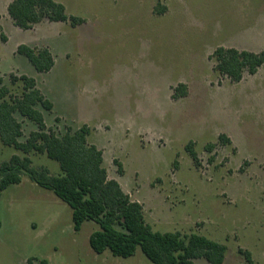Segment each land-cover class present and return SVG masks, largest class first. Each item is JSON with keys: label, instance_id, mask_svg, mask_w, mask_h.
I'll use <instances>...</instances> for the list:
<instances>
[{"label": "rangeland", "instance_id": "rangeland-1", "mask_svg": "<svg viewBox=\"0 0 264 264\" xmlns=\"http://www.w3.org/2000/svg\"><path fill=\"white\" fill-rule=\"evenodd\" d=\"M53 1L83 22L39 24L32 34L17 29L18 36L4 31L9 42L4 47L0 41V88H7V99L23 92L12 76L25 75L53 104L49 112L38 107L48 130L61 136L87 125L89 142L101 146L108 179L141 204L152 231L198 234L223 244V264H264V66L231 83L209 59L217 47L240 44L254 29L264 32V0ZM157 4L169 12L157 15ZM19 38L22 44H53L52 69L37 73L24 56H8ZM178 84L188 94L174 100ZM15 118L23 143L36 126ZM220 134L233 144L218 143ZM190 142L197 165L186 150ZM207 144H214L210 152ZM13 155L60 173L46 155L0 142V163ZM23 178L0 196V264H27L28 258L151 264L139 249L128 258L94 253L89 236L97 225L84 222L75 232L70 207Z\"/></svg>", "mask_w": 264, "mask_h": 264}, {"label": "trees", "instance_id": "trees-1", "mask_svg": "<svg viewBox=\"0 0 264 264\" xmlns=\"http://www.w3.org/2000/svg\"><path fill=\"white\" fill-rule=\"evenodd\" d=\"M158 7V8H157ZM165 7L157 4L154 13L160 15ZM7 15L14 26L30 30L42 22H70L75 26L82 19L67 16L65 7L53 0H13L7 6ZM1 41L5 37L0 34ZM16 53L24 56L37 73H46L54 66V59L46 48L34 49L21 44ZM213 71L231 83H238L245 73L254 75L264 65V50L259 53L217 47L210 55ZM12 80L23 83V92L17 98L7 99V88H0V142L25 154H44L58 163L60 173L51 175L45 167H33L28 158L16 155L0 163V196L11 185L20 183L23 176L33 184L51 192L71 209L73 230L79 231L84 222H93L97 230L89 236V246L96 254L108 250L114 257L128 258L139 249L151 264H194L204 259L208 264H223L226 247L198 234L154 232L144 220L141 204L132 201L118 182L108 179L103 166L102 152L88 142L91 133L87 125L65 131L57 136L47 129L41 109L49 112L52 104L36 87L35 80L25 75ZM187 95V87L178 84L173 89L174 100ZM15 114L35 124L25 142H19L22 125ZM218 143L231 144L220 134ZM214 144H207L210 152ZM190 159L197 165V154L190 142L186 146ZM119 172L120 164L115 160ZM1 228V220H0ZM249 262L250 255L244 253ZM27 264H48L46 259L28 258Z\"/></svg>", "mask_w": 264, "mask_h": 264}, {"label": "crops", "instance_id": "crops-1", "mask_svg": "<svg viewBox=\"0 0 264 264\" xmlns=\"http://www.w3.org/2000/svg\"><path fill=\"white\" fill-rule=\"evenodd\" d=\"M13 0H0V30H1V33L5 36V42H3V41H1L2 42V45L5 47V45H7L8 44V42H9V37L4 33V31L5 30H11L10 32L12 33V34H14V35H17L18 34V30L19 31H21V29H19V28H17L16 26H14V24H13V21L8 17V15H7V6L9 5V3L10 2H12ZM162 6V5H161ZM165 7V12L163 13V14H160V15H166L168 12H169V10H168V7L165 5L164 6ZM158 15V14H157ZM5 17H8L7 19H9V24L7 25V27H5V28H3V27H1V25H2V21H3V19H5ZM51 22H48V21H42V22H40V23H38V24H36V25H34V27L32 28V29H30V30H26L25 32H27V33H29V34H32L30 31H33V30H35V28H36V26L37 25H39V24H42V25H45V24H50ZM2 28V29H1ZM18 29V30H17ZM3 30V31H2ZM24 31V30H23ZM249 33V31H246L245 33H244V35H243V38H245L246 36H247V34ZM18 36V35H17ZM22 40L19 38V39H17L16 41H15V43L13 44V46H10L9 47V51H8V56H9V54L10 55H14V54H16V49H17V47L19 46V45H21L23 42H21ZM33 43H36L37 45H39V46H41L42 48H46V49H48L49 51H50V53L52 54V56H53V54L55 53V51H54V45L53 44H49V45H45V46H42V43L41 42H33V41H30V42H28V43H26V44H24V45H28V46H30V47H32V46H34L33 45ZM53 46V47H52ZM227 48H233V49H236V50H238V51H247V52H252V53H259V52H261V51H263L264 50V32H262L261 30H257V29H254V30H252V35L250 36V37H248V38H246V39H243L242 40V42L240 43V44H232V45H229V46H227ZM1 58H3L2 56H1ZM1 61V60H0ZM30 64V63H29ZM264 66V65H263ZM263 66H261V67H263ZM260 67V68H261ZM259 68V69H260ZM259 69H258V71H259ZM258 71L254 74V75H256L257 73H258ZM254 75H249V77L250 76H254ZM243 79H244V76H243ZM242 79V80H243ZM241 80V81H242ZM36 83V82H35ZM36 87H37V83H36ZM38 88V87H37ZM187 94H188V92H187ZM187 96V95H186ZM185 96V97H186ZM50 102V101H49ZM51 103V102H50ZM52 104V103H51ZM52 107H53V104H52ZM228 137V136H227ZM229 138V137H228ZM230 139V138H229ZM230 141H231V139H230ZM88 142H89V140H88ZM90 144H92V145H94L98 150H100V148H101V146L100 145H98V144H96L95 142H89ZM231 143H232V141H231ZM233 144V143H232ZM101 152H102V150H100ZM102 158H103V162H104V156H103V152H102ZM23 180H24V178L23 179H21V181H20V183H18V184H15V185H11V186H16V187H18L19 185H21V183L23 182ZM116 181V180H115ZM117 182V181H116ZM32 183V182H31ZM33 185H35V184H33ZM11 186H9V187H11ZM6 190V189H5ZM5 190L2 192V193H4L5 192ZM1 220V219H0ZM1 228H2V222H1ZM0 228V229H1Z\"/></svg>", "mask_w": 264, "mask_h": 264}]
</instances>
